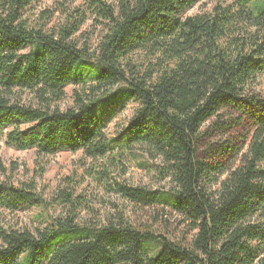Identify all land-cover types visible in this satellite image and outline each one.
I'll return each mask as SVG.
<instances>
[{
  "label": "trees",
  "instance_id": "16d2710c",
  "mask_svg": "<svg viewBox=\"0 0 264 264\" xmlns=\"http://www.w3.org/2000/svg\"><path fill=\"white\" fill-rule=\"evenodd\" d=\"M37 1L0 0V141L34 150L37 165L81 153L109 193L168 206L196 234L177 244L122 212L79 221L94 210L74 180L51 202L35 179L0 182V210L63 209L35 234L0 228V264H264V0H220L197 15L203 0H86L52 30L26 15ZM89 17L104 28L92 52L76 40ZM124 98L138 107L111 137ZM136 153L157 162L169 190L112 178Z\"/></svg>",
  "mask_w": 264,
  "mask_h": 264
},
{
  "label": "rangeland",
  "instance_id": "374dc122",
  "mask_svg": "<svg viewBox=\"0 0 264 264\" xmlns=\"http://www.w3.org/2000/svg\"><path fill=\"white\" fill-rule=\"evenodd\" d=\"M218 1L220 0H203L189 12V15L210 12ZM85 7L86 0H40L27 9L26 15L33 24H45L46 30H52L65 22L68 15L79 9L84 10ZM81 30V33L76 36V40L80 44L87 42L91 47V52L94 51L104 34L102 31L104 28L89 17ZM133 60L138 63L140 57L133 56ZM259 81L257 91L264 98V76ZM72 92L73 87H68L67 93L70 98L68 104L70 105L72 104ZM137 107L138 103L133 100L126 98L122 100L107 128L111 137L121 132ZM239 133H235L234 138H239ZM238 143L243 145L241 142ZM123 163L125 173L115 170L112 178L131 187H147L153 190L170 189L169 180H162L156 170L157 162H149L143 155L136 153ZM92 165L93 163L85 159L81 153L72 154L70 152H62L37 165L34 150L17 151L7 145L5 138L0 141V182L17 185L18 182L35 179L38 184V192L47 202H51L61 188L64 189L72 185L66 184L69 179L74 180L73 185L78 188L77 195H83L86 203L94 210V215L82 212L79 221H88L93 217L99 218L101 221L111 220L118 212H122L128 224L142 232L162 236L177 244L188 245L191 242L196 232H193L189 224L174 213L170 207L157 205L153 208H141L109 193L100 186V183L86 176L87 170ZM41 167L45 168L44 173L35 176L36 170L40 172ZM62 212L63 209L56 206L37 207L16 214L0 210V228L26 229L35 234L37 229L48 226L51 219L58 218Z\"/></svg>",
  "mask_w": 264,
  "mask_h": 264
}]
</instances>
